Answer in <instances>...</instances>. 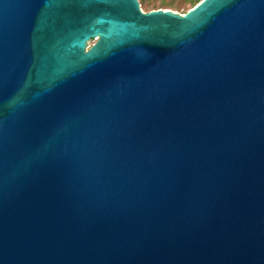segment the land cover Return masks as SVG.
Returning <instances> with one entry per match:
<instances>
[{"label":"water","instance_id":"obj_1","mask_svg":"<svg viewBox=\"0 0 264 264\" xmlns=\"http://www.w3.org/2000/svg\"><path fill=\"white\" fill-rule=\"evenodd\" d=\"M0 264H264V0H0Z\"/></svg>","mask_w":264,"mask_h":264},{"label":"rangeland","instance_id":"obj_2","mask_svg":"<svg viewBox=\"0 0 264 264\" xmlns=\"http://www.w3.org/2000/svg\"><path fill=\"white\" fill-rule=\"evenodd\" d=\"M143 10L149 11L158 8H168L180 13H185L192 8V0H140ZM95 40L89 41L91 46Z\"/></svg>","mask_w":264,"mask_h":264},{"label":"trees","instance_id":"obj_3","mask_svg":"<svg viewBox=\"0 0 264 264\" xmlns=\"http://www.w3.org/2000/svg\"><path fill=\"white\" fill-rule=\"evenodd\" d=\"M201 0H192V7L196 6Z\"/></svg>","mask_w":264,"mask_h":264}]
</instances>
